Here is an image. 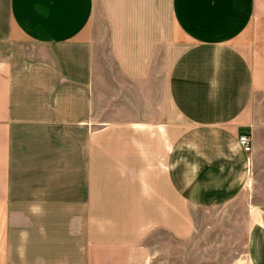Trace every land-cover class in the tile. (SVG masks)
Returning <instances> with one entry per match:
<instances>
[{"label": "crops", "instance_id": "0c3cea01", "mask_svg": "<svg viewBox=\"0 0 264 264\" xmlns=\"http://www.w3.org/2000/svg\"><path fill=\"white\" fill-rule=\"evenodd\" d=\"M263 199L264 0H0V264H264Z\"/></svg>", "mask_w": 264, "mask_h": 264}, {"label": "built area", "instance_id": "2783aa9c", "mask_svg": "<svg viewBox=\"0 0 264 264\" xmlns=\"http://www.w3.org/2000/svg\"><path fill=\"white\" fill-rule=\"evenodd\" d=\"M237 142L246 153L251 151V138L248 132H240L237 136Z\"/></svg>", "mask_w": 264, "mask_h": 264}, {"label": "rangeland", "instance_id": "374dc122", "mask_svg": "<svg viewBox=\"0 0 264 264\" xmlns=\"http://www.w3.org/2000/svg\"><path fill=\"white\" fill-rule=\"evenodd\" d=\"M23 47H24V49H25V51L27 52V53H29V54H32V52H33V50H32V48H31V46H30V44H27V43H23V44H21ZM264 200V199H263Z\"/></svg>", "mask_w": 264, "mask_h": 264}]
</instances>
